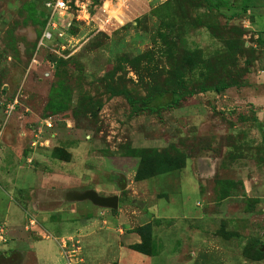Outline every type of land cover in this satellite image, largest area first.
Masks as SVG:
<instances>
[{"label":"rangeland","instance_id":"1","mask_svg":"<svg viewBox=\"0 0 264 264\" xmlns=\"http://www.w3.org/2000/svg\"><path fill=\"white\" fill-rule=\"evenodd\" d=\"M49 1L0 0V264H264V146L234 170L236 136L195 133L201 90L264 89V0H79L56 29Z\"/></svg>","mask_w":264,"mask_h":264},{"label":"crops","instance_id":"2","mask_svg":"<svg viewBox=\"0 0 264 264\" xmlns=\"http://www.w3.org/2000/svg\"><path fill=\"white\" fill-rule=\"evenodd\" d=\"M260 75L264 76V70L261 71ZM253 85L254 86L252 85H249V86L244 85L240 87L234 86V87H230L220 92H217L215 90H208V91L197 93V96L199 95L208 96L207 95L208 93L212 94L209 96H211L214 102L213 103L211 102V104L208 103L206 106L203 105L204 107L203 109L198 108L197 110H195L196 116L198 115L199 117H201V119H198L199 127L195 129V133L200 134L199 130H201L202 126L205 125V127H209V129L211 130V132H209L208 135H212L215 137V136H221L223 134L225 135V134L231 133L232 135L236 136L235 143L233 142L234 144H228L231 146L224 145L220 148V157H221L220 159H222L220 161L221 166L227 165L230 168L234 169L232 165L239 163L238 161L241 157V153L239 152V150H237V148H239L245 142L247 143V142L254 140L253 142H256L255 144L257 145V149H262L264 146V135H263L264 134V92H263L264 89H260L262 87L260 85H256V84H253ZM232 91L234 92L232 95V98L228 100V98H230V92ZM250 91L252 92L249 93ZM243 102H246L245 104H247L248 107L251 108L250 110L245 111V112L242 110L241 112H244L243 115H240L239 113L240 111L238 112L234 110L231 111L226 106L230 104L231 105H238L240 103L243 104ZM225 106L227 107V109H225ZM177 108H181V105L179 104ZM206 108H208V111L204 113V111L202 110H205ZM235 114H239L238 119L235 117ZM227 119L232 120L231 122L232 128H230V125L228 126V128L227 126L223 125V122L225 120L227 121ZM238 120L247 121L248 125L245 126L247 127V130L250 131L251 128L252 129L256 128L258 129V132L260 135H257L256 137H252V139L248 138L247 140H244V139L240 140L241 138L239 137L240 139H239V144H238L237 139H238L239 132L238 130L235 129L237 126H238L237 128L241 127L239 126V122H236ZM233 129L235 133L232 132ZM242 129H244V127ZM229 147H231V149H228ZM189 159L190 158L188 156L186 162H188ZM40 242L41 241L37 240L36 244H34L33 246L34 253L36 254L38 258L39 264H55L53 263V261L52 262L50 261V259L55 256V251H53L54 248L51 246V247H46L47 248L46 249L45 247H43V245L39 246L41 244ZM153 255L154 254H152L151 256V255L142 253V256H146V257L148 256L149 258H152Z\"/></svg>","mask_w":264,"mask_h":264},{"label":"built area","instance_id":"3","mask_svg":"<svg viewBox=\"0 0 264 264\" xmlns=\"http://www.w3.org/2000/svg\"><path fill=\"white\" fill-rule=\"evenodd\" d=\"M79 0H75L73 2V0H51L49 2L46 3L47 8L51 11V18H50V23L48 24V27L50 26V28H58V24H57V18L59 20H63L66 17V13H72L70 12V9H72L75 5L77 6L78 9H80V11L82 12V10L85 9L86 10V5L84 3H81L79 5ZM48 39L51 38V34L49 32L46 33L45 35ZM16 106V103H11L8 108H7V112L11 113L12 111H14ZM2 130L0 127V144L2 142Z\"/></svg>","mask_w":264,"mask_h":264},{"label":"trees","instance_id":"4","mask_svg":"<svg viewBox=\"0 0 264 264\" xmlns=\"http://www.w3.org/2000/svg\"><path fill=\"white\" fill-rule=\"evenodd\" d=\"M216 7L218 8H225L227 7L226 5V1L225 0H219V3H217ZM240 86V84L238 85ZM231 85H222L220 87H214V88H205L204 90H201L200 92H204V91H208V90H215L217 92L223 91L225 89L230 88ZM186 95H177L175 93H167V94H161L158 95L156 97H154L153 100H151L148 105L147 108L150 110V112H157L160 111L164 108L170 107H177L180 104V101L183 97H185ZM2 140H3V136H2ZM2 144V142H1ZM0 144V145H1ZM185 160V158H184ZM143 254H147V255H151L152 252L148 253V251H141Z\"/></svg>","mask_w":264,"mask_h":264},{"label":"water","instance_id":"5","mask_svg":"<svg viewBox=\"0 0 264 264\" xmlns=\"http://www.w3.org/2000/svg\"><path fill=\"white\" fill-rule=\"evenodd\" d=\"M56 60V59H54ZM124 188V185L122 186ZM85 198L91 199V201L95 205L99 206H105V207H110L113 209H117L119 206V198L117 196L114 197H101L95 192H89L84 195ZM261 250H264V245L261 247Z\"/></svg>","mask_w":264,"mask_h":264}]
</instances>
